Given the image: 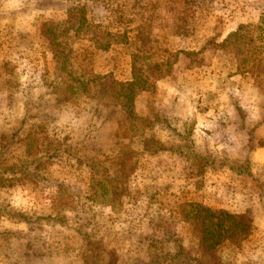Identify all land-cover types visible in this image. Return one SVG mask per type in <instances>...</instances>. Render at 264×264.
Segmentation results:
<instances>
[{"label":"rangeland","instance_id":"1","mask_svg":"<svg viewBox=\"0 0 264 264\" xmlns=\"http://www.w3.org/2000/svg\"><path fill=\"white\" fill-rule=\"evenodd\" d=\"M69 13L60 42L84 76L172 64L135 99L138 139L101 102L57 104L37 27ZM263 18L264 0H0V264H88L85 238L118 264H181L199 256L185 202L252 220L202 264H264V75L222 49ZM124 147L138 164L112 209L92 198V166L112 172Z\"/></svg>","mask_w":264,"mask_h":264},{"label":"trees","instance_id":"2","mask_svg":"<svg viewBox=\"0 0 264 264\" xmlns=\"http://www.w3.org/2000/svg\"><path fill=\"white\" fill-rule=\"evenodd\" d=\"M72 13L59 21L41 20L37 27L39 51L49 54L52 61V80L57 104H82L86 100L101 102L110 114H117L133 140L140 134L142 119L136 114L135 99L145 91H153L155 82L166 78L172 70L168 62H147L144 68L132 65L131 79L117 81L112 75L84 76L72 67L67 49L61 44L60 36L75 28ZM222 49H230L236 57L238 71L251 78L264 75V18L256 25H241L223 42ZM39 58V56H38ZM51 78V76H49ZM46 78V77H45ZM138 139V138H137ZM113 171H101L105 161L98 160L92 166L90 191L99 204L119 207L121 200L129 196V180L137 168V158L132 148L113 150ZM109 159V157H108ZM181 222L189 227L198 249V258L189 257L181 251V264H202L224 243L236 244L251 233L252 220L243 215H232L225 211H212L200 204L185 202L179 206ZM83 260L88 264H118L106 247L85 238Z\"/></svg>","mask_w":264,"mask_h":264}]
</instances>
